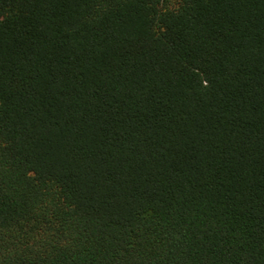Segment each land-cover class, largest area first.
Instances as JSON below:
<instances>
[{
	"label": "trees",
	"instance_id": "trees-1",
	"mask_svg": "<svg viewBox=\"0 0 264 264\" xmlns=\"http://www.w3.org/2000/svg\"><path fill=\"white\" fill-rule=\"evenodd\" d=\"M0 264H264V0H0Z\"/></svg>",
	"mask_w": 264,
	"mask_h": 264
}]
</instances>
